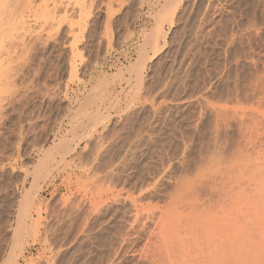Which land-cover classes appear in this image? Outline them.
<instances>
[{"label":"rangeland","instance_id":"374dc122","mask_svg":"<svg viewBox=\"0 0 264 264\" xmlns=\"http://www.w3.org/2000/svg\"><path fill=\"white\" fill-rule=\"evenodd\" d=\"M166 1L0 26V264H264V0Z\"/></svg>","mask_w":264,"mask_h":264},{"label":"bare ground","instance_id":"6f19581e","mask_svg":"<svg viewBox=\"0 0 264 264\" xmlns=\"http://www.w3.org/2000/svg\"><path fill=\"white\" fill-rule=\"evenodd\" d=\"M27 1H30V0H26V2H25V1L23 2V1H22L23 3H22V2H19L18 0H9V1H8V0H0V10H1V9L3 10V11L1 10V13H2V12H3V13L0 15V26H1V25L3 26L4 24H6V25L11 24V25H12L11 29H14V24H17V25H18V22H19V21H17V20L20 18V16L24 15V14H22L23 12H21V10L23 9V7L25 8L26 5L29 6L28 3H30V2L27 3ZM170 1L173 2V1H175V0H170ZM170 1H168V2H170ZM168 2L166 1V4H167ZM171 2H170V6H171ZM176 2H177V1H176ZM8 4H9V5H8ZM167 5H169V3H168ZM45 6H46V5H45ZM30 7H31V6H30ZM172 7H173V5H172ZM174 7H175V4H174ZM26 8H27V7H26ZM46 8H47V7H46ZM46 8H45V9H46ZM170 8H171V7H170ZM27 9H28V8H27ZM27 9H26V10H27ZM24 10H25V9H23V11H24ZM26 10H25V11H26ZM46 10H47V9H46ZM174 10H175V9H174ZM44 11H45V10H44ZM168 11H169V10H168ZM168 11H167V12H168ZM172 11H173V10H172ZM20 12H21V13H20ZM47 12H48V11H46V13H47ZM169 12H170V11H169ZM43 13H44V12H43ZM21 14H22V15H21ZM165 16H166V15H165ZM165 16H164V17H165ZM172 16H173V13H171V16H169V18H168L167 16H166V17H167L168 19L172 20ZM166 17H165V18H166ZM167 18H166V20H167ZM20 19H21V18H20ZM20 19H19V20H20ZM23 19H24V18H23ZM23 19H22V20H23ZM15 20L17 21V23H16ZM23 21L26 22V20H23ZM23 21L20 20V24H21V22H23ZM164 21H165V20H164ZM13 22H14V23H13ZM25 22H24V23H25ZM12 23H13V24H12ZM24 23H22V24L24 25ZM20 24H19V25H20ZM11 25L8 26V28H9L8 30H11V29H10V26H11ZM17 25H15V26H17ZM4 26H5V25H4ZM17 27H18V26H17ZM21 27H22V26H21ZM22 28H24V27H22ZM14 30H16V29H14ZM157 34H158L157 36H159L160 38L162 37V34H161V31H160V30H158V33H157ZM11 35H13V34H11ZM11 35H10V36H11ZM159 37H158V38H159ZM2 47H3V46H1V48H2ZM140 48H141V50H142L143 47H140ZM145 49H146V48H145ZM0 50H1V49H0ZM143 51L145 52V50H143ZM141 52H142V51H141ZM139 53H140V52H139ZM142 53H143V52H142ZM142 53H140V54H142ZM141 56H142V55H141ZM141 56H140V57H141ZM143 57H144V55H143ZM143 57H142V59H143ZM138 61H140V62H141V65H142V60H140V58H139ZM138 61H137V63H134V65H132V64H131L132 66L130 65V66H131V67H130V70H131V71H129V72H132L133 70L135 71V70H139V69H140V68H139V66H140V62L138 63ZM127 70H128V69H127ZM134 71H133V72H134ZM135 72H136V71H135ZM128 80H129V79H128ZM102 84H103V83H102ZM96 85H97V84H96ZM94 90H95V89H94ZM101 90L103 91V89H101ZM106 90H107V89H106ZM96 92L98 93V91H96ZM118 92H119V91H118ZM93 94H95V93H93ZM93 94L90 95V96H91V97L89 98L90 100L93 99V98L95 97V95H93ZM106 95H108V93H107ZM93 96H94V97H93ZM100 96H101V95H100ZM102 96H103V95H102ZM87 97H89V95H88ZM87 97H86V98H87ZM92 97H93V98H92ZM102 98H103V97H102ZM115 98H116V97H115ZM89 99H88V100H89ZM96 100H98V99H96ZM96 100H94V101H96ZM92 101H93V100H92ZM99 102H100V101H99ZM96 112H97V111H96ZM91 116H92V115H91ZM96 117H98V116H96ZM92 118H93V117H92ZM83 119H84V118H83ZM88 119H89V117H88ZM94 119H95V118H94ZM98 119H99V118H98ZM82 121H83V120H82ZM80 124H81V122H80ZM83 125H84V124H83ZM63 143H64V142H63ZM62 145H63V144H62ZM58 147H59V146H58ZM60 147H61V146H60ZM59 149H60V148H59ZM63 149H64V148H63ZM54 150H55V149H54ZM57 150H58V149H57ZM53 153H54L53 149H52V148L49 149V150L47 151L46 155H45L46 157L44 158V160H46V161L51 160V161H52L53 158H51V157H52V154H53ZM44 160H43V161H44ZM51 161H50V162H51ZM233 194H234V193H233ZM237 194H238V193H237ZM224 195H225V194H224ZM238 195H239V194H238ZM238 195H237V196H238ZM230 196H231V195H230ZM240 196H241V195H240ZM232 199H233V198H232ZM241 199H242V198H241ZM235 200H237V199H235ZM229 201H230V200H229ZM229 201H228V202H229ZM237 201H238V200H237ZM238 202H239V201H238ZM239 203H240V202H239ZM239 203H238V205H239ZM235 204H237V203H235ZM240 205H241V203H240ZM239 207H240V206H239ZM239 207L237 206V208H239ZM28 208H29V207L26 206V209L24 208V210L22 211V215H21V217H22V218L24 217L23 219H25V216L27 215V210H28ZM231 208H232V207H231ZM232 209L234 210V208H232ZM233 212H234V211H233ZM235 212H236V211H235ZM253 214H254V213H253ZM257 214H258V213H257ZM255 215H256V214H255ZM22 218H21V219H22ZM19 219H20V218H19ZM21 219H20V220H21ZM256 220H257V219H255V221H256ZM257 221H259V220H257ZM24 222H25V221H24ZM255 223H257V222H255ZM255 223L253 222V224H255ZM259 223H260V222H259ZM259 223H258V225H260ZM23 224H24V223H23ZM23 224H22V221H21V225H22V227H23ZM21 225H20V226H21ZM256 225H257V224H255V226H256ZM253 226H254V225H253ZM22 227H21V228H22ZM259 227H260V226H259ZM20 231H21V229H20ZM20 231H19V232H20ZM19 234L21 235V233H19ZM19 234H18L17 236H19ZM243 235H244V234H243ZM235 236H236V235H235ZM261 236H262V235H261ZM240 237H241V236H240ZM232 238H233V237H232ZM17 239H18V238H17ZM233 239H234V238H233ZM239 239H240V238H238V240H239ZM236 240H237V239H236ZM238 240H237V241H238ZM233 241H234V240H233ZM237 241H236V242H237ZM231 247H233V246L231 245ZM237 247H238V246H237ZM237 247H236V248H237ZM248 252H249V251H248ZM248 252H246V253H248ZM237 255H238V254H237ZM235 258H236V257H235ZM234 260H235V259H234Z\"/></svg>","mask_w":264,"mask_h":264}]
</instances>
